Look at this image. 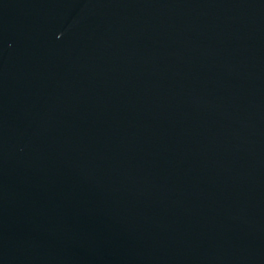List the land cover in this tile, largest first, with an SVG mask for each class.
I'll return each instance as SVG.
<instances>
[{
    "label": "water",
    "instance_id": "water-1",
    "mask_svg": "<svg viewBox=\"0 0 264 264\" xmlns=\"http://www.w3.org/2000/svg\"><path fill=\"white\" fill-rule=\"evenodd\" d=\"M0 264H264V0H0Z\"/></svg>",
    "mask_w": 264,
    "mask_h": 264
}]
</instances>
